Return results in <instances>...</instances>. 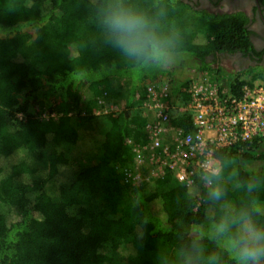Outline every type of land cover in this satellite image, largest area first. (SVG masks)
<instances>
[{
  "label": "trees",
  "instance_id": "1",
  "mask_svg": "<svg viewBox=\"0 0 264 264\" xmlns=\"http://www.w3.org/2000/svg\"><path fill=\"white\" fill-rule=\"evenodd\" d=\"M134 2L150 13L154 3L166 10L162 23L184 39L185 72H222L218 54L253 49L243 12H210L186 0ZM172 66L144 70L106 47L89 0H0V264H178L189 226L205 228L214 209L189 199L193 185L186 189L171 174L148 182L126 174L134 164L128 140L146 139L147 81L171 74L167 101L189 99L187 76ZM254 81L264 86V67L235 72L229 88L238 93ZM110 105L119 110H103ZM172 123L191 131L189 113ZM217 155L240 179L264 175V139ZM236 183L228 180V197L238 206L245 193ZM258 195L264 199V188Z\"/></svg>",
  "mask_w": 264,
  "mask_h": 264
},
{
  "label": "clouds",
  "instance_id": "2",
  "mask_svg": "<svg viewBox=\"0 0 264 264\" xmlns=\"http://www.w3.org/2000/svg\"><path fill=\"white\" fill-rule=\"evenodd\" d=\"M154 7L156 11L150 13L134 0H89L103 44L144 70L172 64L184 45L182 33L162 23L166 10L156 3ZM202 148L189 199L199 196L214 211L206 216L205 228L189 226L187 239L175 252L178 264H264V199L258 195L264 188V175L254 172L240 179L239 169L222 160L211 141L204 139ZM227 160L232 157L229 155ZM229 179H235L236 186L245 193L238 206L229 201ZM187 184L184 181L186 189ZM199 188H203L202 193ZM205 239L215 246L212 250H208Z\"/></svg>",
  "mask_w": 264,
  "mask_h": 264
},
{
  "label": "built area",
  "instance_id": "3",
  "mask_svg": "<svg viewBox=\"0 0 264 264\" xmlns=\"http://www.w3.org/2000/svg\"><path fill=\"white\" fill-rule=\"evenodd\" d=\"M233 75L215 69L192 71L187 76L189 99L185 103L167 101L172 94L173 75L148 80L140 105L146 119V139L137 144L128 140L134 164L127 176L148 182L171 174L179 183L187 180L190 187L196 180L197 157L204 139L211 141L216 150L264 139V86L254 81L234 93L229 88ZM184 113L190 115L191 131L185 132L172 123Z\"/></svg>",
  "mask_w": 264,
  "mask_h": 264
},
{
  "label": "flooded vegetation",
  "instance_id": "4",
  "mask_svg": "<svg viewBox=\"0 0 264 264\" xmlns=\"http://www.w3.org/2000/svg\"><path fill=\"white\" fill-rule=\"evenodd\" d=\"M206 7L198 8L205 9L210 12H243L247 17V28L249 31V39L252 44V51L248 53L233 52L218 54L217 64H228V68L232 72H237L252 66L260 65L264 67V6L258 0H202ZM194 4V2L190 1ZM195 5V4H194ZM209 5H212L210 7ZM197 8V4L195 5ZM223 7L231 8L224 11ZM235 7V8H232ZM249 15V16H248Z\"/></svg>",
  "mask_w": 264,
  "mask_h": 264
},
{
  "label": "rangeland",
  "instance_id": "5",
  "mask_svg": "<svg viewBox=\"0 0 264 264\" xmlns=\"http://www.w3.org/2000/svg\"><path fill=\"white\" fill-rule=\"evenodd\" d=\"M186 1H192V2H194V0H186ZM195 5L197 4V8H202V7H206V4L205 3H203V1L202 0H195V3H194ZM210 7H212V5H209ZM232 8H235V7H232ZM212 9H213V7H212ZM226 9H231V8H225V7H223V10L222 11H224V10H226ZM249 16V15H248ZM186 19H188V16H186ZM192 22V21H191ZM191 28H193L194 29V31H199V29H200V25L199 26H196L195 24H194V22H192L191 23ZM186 58H188L187 57V55L186 54H180L176 59H175V61L172 63V68L174 69V73H175V75H177V76H181V77H184V76H189V72L191 71V69L189 68L186 72H185V69H183L180 65V61L181 60H187ZM217 64H215V65H213V67H215ZM221 68H223L224 69V71H228V73H235V72H232L231 70L232 69H230V68H228L229 66H228V64L226 63H223V65H221V64H218ZM171 67V66H170ZM181 72H183V75H182V73ZM113 106V109H111V107ZM115 105H110V106H104L103 107V110H105V111H115L116 109H115V107H114ZM118 110H119V108H118ZM63 176L65 177V175H60L59 176V178H63Z\"/></svg>",
  "mask_w": 264,
  "mask_h": 264
}]
</instances>
